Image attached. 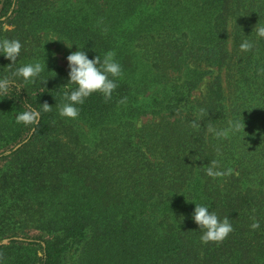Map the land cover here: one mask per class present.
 <instances>
[{"label":"trees","instance_id":"obj_1","mask_svg":"<svg viewBox=\"0 0 264 264\" xmlns=\"http://www.w3.org/2000/svg\"><path fill=\"white\" fill-rule=\"evenodd\" d=\"M260 25L264 0H0L17 66L45 58L48 77L0 95V264H264ZM52 36L89 58L113 50L123 69L111 100L94 93L75 120L58 113L68 68ZM9 63L0 55V78ZM29 107L37 122L16 123ZM229 121L244 131L207 132ZM213 160L222 175L207 174ZM192 201L234 230L202 244Z\"/></svg>","mask_w":264,"mask_h":264},{"label":"clouds","instance_id":"obj_2","mask_svg":"<svg viewBox=\"0 0 264 264\" xmlns=\"http://www.w3.org/2000/svg\"><path fill=\"white\" fill-rule=\"evenodd\" d=\"M256 37L258 40L264 39V25L256 27ZM60 41H63L68 48H71L72 44L64 40ZM239 47L242 52H249L254 48V42L244 40ZM21 48L22 44L17 39L0 38V55L10 61L7 65L10 75L0 78V95L7 93L9 84L14 82L16 78H20L25 83H35L39 80L41 85H43L48 78L41 76L46 70L45 58L43 62L32 61L17 66ZM53 55L55 54L53 53ZM66 61L68 67V81L65 84L67 87L63 92L64 102L59 106L58 113L61 117L75 120L80 114L79 106L83 105L85 100L94 93L102 94L105 101L111 100L113 92L119 86L118 80L123 76V69L116 59V52L113 50L105 52L103 56L98 54L89 58L88 53L83 47H78L76 45V50L70 51L66 56ZM41 105L42 111L44 112L52 110L51 105L48 103H43ZM14 115L16 123L34 125L39 119L40 111L29 107ZM198 121L199 120H193L191 122L193 128L201 126ZM241 131H244L243 121H229L227 130H218L211 124L207 125V132L215 137H226L229 133L236 134ZM243 137H241V139ZM217 167L218 162L215 160L211 161L210 166L206 169L207 174L209 176L222 175L220 171L216 170ZM194 204L195 207L191 218L198 225L202 244H208L209 242L220 243L234 230L228 216L221 218L216 212L210 211L206 204L195 202ZM250 228L252 230L260 229V221L253 217Z\"/></svg>","mask_w":264,"mask_h":264},{"label":"rangeland","instance_id":"obj_3","mask_svg":"<svg viewBox=\"0 0 264 264\" xmlns=\"http://www.w3.org/2000/svg\"><path fill=\"white\" fill-rule=\"evenodd\" d=\"M231 36H232L231 35V27L228 26V28H227V39H228L229 45L231 43ZM52 38L63 40L57 36H52ZM60 40H58L59 46L56 48L55 51H53V53L55 54V55H53L54 62L56 64L64 67V68H68L66 56L70 53V51H75L76 49L73 46H71V48H68L65 45V43L63 41H60ZM214 73H216V72H214ZM220 74L223 76V71ZM208 81H209V77L208 76L204 77L202 82L199 84L198 88L193 92V95H192L193 98H200L204 94L206 84ZM142 121H144V119H142ZM139 123H141V121Z\"/></svg>","mask_w":264,"mask_h":264}]
</instances>
